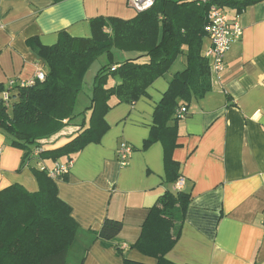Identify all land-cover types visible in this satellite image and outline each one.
<instances>
[{
  "label": "crops",
  "instance_id": "0c3cea01",
  "mask_svg": "<svg viewBox=\"0 0 264 264\" xmlns=\"http://www.w3.org/2000/svg\"><path fill=\"white\" fill-rule=\"evenodd\" d=\"M225 10L230 18L238 16L243 37L230 47L219 77L210 62L212 90L187 105L188 114L176 128L177 147L170 154L184 178L180 191L191 196L180 238L166 255L174 264H264V0L241 13ZM136 15L128 0H0V84L31 81L38 71L47 75L45 61L30 43L34 39L50 47L61 32L90 38L92 19L129 20ZM209 45L205 37L202 54ZM114 53L117 64L136 56ZM185 62V56H178L146 90L148 98L124 105L112 99L104 117L109 130L101 142L75 154L66 180L57 181L60 199L72 208L80 226L68 264H157L132 246L150 208L165 192L179 190L166 181L164 144L143 150V142L150 135L157 103L173 76L186 69ZM108 79L109 87L120 82L118 77ZM89 105L87 98L80 125L89 122ZM75 135L63 138L60 146ZM120 143L133 149L125 167L116 157ZM0 152V190L18 184L29 193L38 192L30 168H40V161L31 157L23 167L24 151L13 148L2 130ZM50 162L45 164L52 169L66 160ZM106 219L123 224L110 241L93 234Z\"/></svg>",
  "mask_w": 264,
  "mask_h": 264
},
{
  "label": "trees",
  "instance_id": "16d2710c",
  "mask_svg": "<svg viewBox=\"0 0 264 264\" xmlns=\"http://www.w3.org/2000/svg\"><path fill=\"white\" fill-rule=\"evenodd\" d=\"M263 0H156L153 7L129 20L99 17L91 20L90 38H73L61 32L54 46H44L34 39L30 43L46 63L44 82L34 85L0 84V130L11 140V146L24 151L23 164L33 157L40 168L31 167L39 190L29 193L15 184L0 190V264H68L80 231L72 208L59 197L57 181L45 164L60 159L73 160L88 144H99L109 130L104 117L117 104L137 103L148 98L147 89L165 75L176 58L186 57V69L173 76L169 88L154 109L153 126L143 142L148 150L156 142L166 149L167 182L176 184L182 178L179 164L170 154L177 147L176 116L178 109L194 99H202L212 90V70L202 54L204 28L213 6L241 13L245 7ZM135 54L121 64L114 62V52ZM101 57L108 64L95 76L88 125H73L84 78L92 64ZM109 77L119 84L109 87ZM8 94V100L4 95ZM188 110V109H187ZM173 124V125H172ZM75 127L76 131L69 132ZM73 141L60 146L63 138ZM60 146V147H59ZM31 160V159H30ZM191 196L182 191L165 192L150 208L142 234L132 246L155 258L157 264H174L166 258L180 238L183 219ZM123 228L119 221L106 219L97 239L110 241ZM124 264H143L124 260ZM81 264V263H80Z\"/></svg>",
  "mask_w": 264,
  "mask_h": 264
},
{
  "label": "built area",
  "instance_id": "2783aa9c",
  "mask_svg": "<svg viewBox=\"0 0 264 264\" xmlns=\"http://www.w3.org/2000/svg\"><path fill=\"white\" fill-rule=\"evenodd\" d=\"M205 1V0H203ZM156 0H128V6L132 8L135 12L140 13L142 11H146L149 8L153 7ZM208 14V22H206V26L204 31L206 33V37L210 41L209 48L205 52V57L212 62V67L214 71V75L217 77L220 76L221 73L225 71L226 64L224 62L226 54L230 50L232 44L236 41H239L243 35V28L238 22V16L236 15L234 18H230L228 12L225 9H222L217 6H213L212 9H209ZM46 79V73L43 71H38L36 77L31 81H26L25 83H21L20 85H34L35 81L44 82ZM9 86L12 87L18 83H14L11 80ZM8 94L4 95V100H8ZM188 114V110L185 107L178 109L176 116L179 119H184ZM119 148L117 150V158L122 167L128 165L129 160L133 149L130 145L126 143H120ZM1 156V152H0ZM34 156H38V151L34 153ZM33 156V157H34ZM73 165V160H67L64 164H56L49 172V176L52 179H59L63 176L67 175ZM184 184V178H181L177 181L176 188L180 191ZM264 231V229H263Z\"/></svg>",
  "mask_w": 264,
  "mask_h": 264
},
{
  "label": "rangeland",
  "instance_id": "374dc122",
  "mask_svg": "<svg viewBox=\"0 0 264 264\" xmlns=\"http://www.w3.org/2000/svg\"><path fill=\"white\" fill-rule=\"evenodd\" d=\"M108 64V59L106 57H101L98 60H96V62H94L92 64V66H90L91 68L89 69V71L87 72L84 80V88L83 91L81 92L79 98H78V102L77 105H75L76 107V115L78 116L77 118L74 119L73 121V125H80V121L78 119H83L84 118V113H81L84 110V107L87 103V98H90L92 95V89H93V84H94V80L96 74L98 73V71L103 67V65ZM89 124V122H87V125ZM75 128V127H73ZM52 164V162L49 163V165ZM71 261L74 262V257L71 258Z\"/></svg>",
  "mask_w": 264,
  "mask_h": 264
}]
</instances>
